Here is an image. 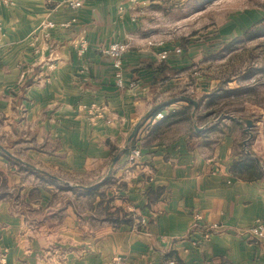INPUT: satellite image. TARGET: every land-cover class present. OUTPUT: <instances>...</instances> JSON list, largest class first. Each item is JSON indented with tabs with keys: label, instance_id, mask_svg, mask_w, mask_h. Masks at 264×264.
<instances>
[{
	"label": "crops",
	"instance_id": "crops-1",
	"mask_svg": "<svg viewBox=\"0 0 264 264\" xmlns=\"http://www.w3.org/2000/svg\"><path fill=\"white\" fill-rule=\"evenodd\" d=\"M69 1L0 0V264H264V133L192 96L177 0Z\"/></svg>",
	"mask_w": 264,
	"mask_h": 264
},
{
	"label": "rangeland",
	"instance_id": "rangeland-1",
	"mask_svg": "<svg viewBox=\"0 0 264 264\" xmlns=\"http://www.w3.org/2000/svg\"><path fill=\"white\" fill-rule=\"evenodd\" d=\"M169 13L162 36L191 55L187 82L192 96L206 98V115L249 118L264 133V0H177ZM226 123L235 136L246 128Z\"/></svg>",
	"mask_w": 264,
	"mask_h": 264
},
{
	"label": "built area",
	"instance_id": "built-area-1",
	"mask_svg": "<svg viewBox=\"0 0 264 264\" xmlns=\"http://www.w3.org/2000/svg\"><path fill=\"white\" fill-rule=\"evenodd\" d=\"M82 1L83 0H74V1H69V5L73 8H78L82 5ZM55 26V24L53 22H45L43 23V27L44 28H53ZM46 35L48 36L49 34L46 33ZM150 44L153 45H162L163 41L158 40V41H153L150 42ZM88 43L87 41L83 40L80 43V47L79 50L81 53H84L87 49ZM128 50V45L126 43H122V42H113L111 44H109L106 48L103 49V52L108 55L109 57H111L112 59V63L114 65V67L117 69V83L118 85L122 86L123 85V79H122V72L121 69L123 68V62H124V56L126 54ZM166 51H164L161 54L162 58H166L167 56ZM1 58V55H0ZM49 69H54L55 65L54 63H51L49 66ZM100 115V114H98ZM158 116H161V113L159 112L157 114ZM142 155V151L140 150V148L138 147H133L130 150V155H129V160L131 162H136ZM196 218L197 219H201V215L199 213H196ZM142 222L144 223L145 221L142 220ZM212 230H216L219 229V226L217 224H214L213 226H211ZM248 234L252 235V236H263L264 235V223H260L257 222L255 223L248 231ZM210 235V233L206 234V236L208 237ZM114 264H128L127 261H125L124 259L120 258V257H116L114 259ZM169 264H179L177 260L173 259L169 262Z\"/></svg>",
	"mask_w": 264,
	"mask_h": 264
},
{
	"label": "water",
	"instance_id": "water-1",
	"mask_svg": "<svg viewBox=\"0 0 264 264\" xmlns=\"http://www.w3.org/2000/svg\"><path fill=\"white\" fill-rule=\"evenodd\" d=\"M188 99L193 103V105L195 107V110H196V108L198 107V102L196 100H194L193 98H190V97H188ZM194 115H195V111H194ZM253 125H254V122L251 119H247L246 120V128H245V131L249 134V139H250V137L253 136V132H252ZM137 129H138V125L134 128L133 132L129 136L128 143L131 142V140L135 136V134L137 132ZM249 139H247L245 141V145H247ZM0 147H2V146L0 145Z\"/></svg>",
	"mask_w": 264,
	"mask_h": 264
},
{
	"label": "trees",
	"instance_id": "trees-1",
	"mask_svg": "<svg viewBox=\"0 0 264 264\" xmlns=\"http://www.w3.org/2000/svg\"><path fill=\"white\" fill-rule=\"evenodd\" d=\"M158 111H159L158 109L152 111V112L147 116V118L155 117V115L158 114Z\"/></svg>",
	"mask_w": 264,
	"mask_h": 264
}]
</instances>
